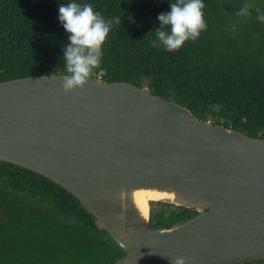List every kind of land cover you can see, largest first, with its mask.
<instances>
[{
	"label": "water",
	"instance_id": "95a60500",
	"mask_svg": "<svg viewBox=\"0 0 264 264\" xmlns=\"http://www.w3.org/2000/svg\"><path fill=\"white\" fill-rule=\"evenodd\" d=\"M64 76L0 82V162L82 202L126 252L114 264L264 261V139L128 82L89 77L65 92ZM140 190L172 198L149 202L144 216ZM153 202L198 214L158 229Z\"/></svg>",
	"mask_w": 264,
	"mask_h": 264
},
{
	"label": "trees",
	"instance_id": "16d2710c",
	"mask_svg": "<svg viewBox=\"0 0 264 264\" xmlns=\"http://www.w3.org/2000/svg\"><path fill=\"white\" fill-rule=\"evenodd\" d=\"M73 2L91 4L112 21L91 78L147 88L200 120L264 139V0H203L206 30L172 52L152 42L159 14L176 0H0V82L68 75L69 34L59 7ZM155 204L158 229L198 214ZM125 255L70 192L0 162V264H114Z\"/></svg>",
	"mask_w": 264,
	"mask_h": 264
},
{
	"label": "clouds",
	"instance_id": "9594fccd",
	"mask_svg": "<svg viewBox=\"0 0 264 264\" xmlns=\"http://www.w3.org/2000/svg\"><path fill=\"white\" fill-rule=\"evenodd\" d=\"M203 0H176L170 11L158 16L160 27L155 30L157 39L153 47L163 46L167 51L179 50L187 41L196 40L207 25ZM245 9H241L244 13ZM264 21V15L259 17ZM59 20L69 34V44L64 50L65 69L63 89L83 91L92 71L101 64L102 46L109 36L112 21L106 20L91 4H61ZM116 23H120L117 19ZM167 29V30H166ZM172 264H186L183 257H176Z\"/></svg>",
	"mask_w": 264,
	"mask_h": 264
},
{
	"label": "bare ground",
	"instance_id": "6f19581e",
	"mask_svg": "<svg viewBox=\"0 0 264 264\" xmlns=\"http://www.w3.org/2000/svg\"><path fill=\"white\" fill-rule=\"evenodd\" d=\"M167 198L172 196L148 190L137 191L134 195L135 203L144 216L148 215L149 202Z\"/></svg>",
	"mask_w": 264,
	"mask_h": 264
},
{
	"label": "rangeland",
	"instance_id": "374dc122",
	"mask_svg": "<svg viewBox=\"0 0 264 264\" xmlns=\"http://www.w3.org/2000/svg\"><path fill=\"white\" fill-rule=\"evenodd\" d=\"M157 205L155 204V202L151 203V207L155 208Z\"/></svg>",
	"mask_w": 264,
	"mask_h": 264
},
{
	"label": "flooded vegetation",
	"instance_id": "af4514ba",
	"mask_svg": "<svg viewBox=\"0 0 264 264\" xmlns=\"http://www.w3.org/2000/svg\"><path fill=\"white\" fill-rule=\"evenodd\" d=\"M255 264H264V262H263V261H260V262H258V263H255Z\"/></svg>",
	"mask_w": 264,
	"mask_h": 264
}]
</instances>
